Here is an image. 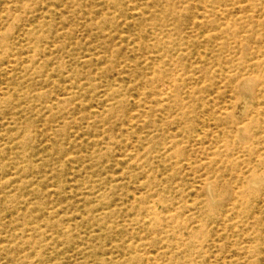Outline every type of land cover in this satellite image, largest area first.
<instances>
[{
	"label": "rangeland",
	"instance_id": "374dc122",
	"mask_svg": "<svg viewBox=\"0 0 264 264\" xmlns=\"http://www.w3.org/2000/svg\"><path fill=\"white\" fill-rule=\"evenodd\" d=\"M0 264H264V0H0Z\"/></svg>",
	"mask_w": 264,
	"mask_h": 264
},
{
	"label": "bare ground",
	"instance_id": "6f19581e",
	"mask_svg": "<svg viewBox=\"0 0 264 264\" xmlns=\"http://www.w3.org/2000/svg\"><path fill=\"white\" fill-rule=\"evenodd\" d=\"M6 86V85H5ZM51 102V101H50ZM54 104V103H53ZM241 141V140H240ZM187 174V173H186Z\"/></svg>",
	"mask_w": 264,
	"mask_h": 264
}]
</instances>
